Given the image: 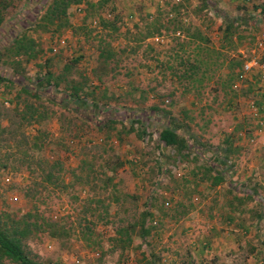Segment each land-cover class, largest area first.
Here are the masks:
<instances>
[{
	"label": "rangeland",
	"instance_id": "obj_1",
	"mask_svg": "<svg viewBox=\"0 0 264 264\" xmlns=\"http://www.w3.org/2000/svg\"><path fill=\"white\" fill-rule=\"evenodd\" d=\"M0 1L10 3L0 32V221L17 219L32 209L33 203L24 195L27 189L31 195L34 191L31 186L39 163L61 162V175L67 183L83 158H94L99 173L104 172L99 165L105 161L113 164L118 157L124 162L114 173L108 190L97 192L105 205H98L94 218L87 216L93 224H88L82 214L80 201L87 193L79 187L64 191L49 188L35 195L39 213L45 218H64L71 236L61 241L46 234L31 237L25 250L33 259L46 264H264V125H257L249 113V104L258 102L259 96L247 84L237 92L228 89L227 70L218 65L209 67L210 79L204 80L199 90L185 92L190 83L173 75L176 69L183 71L179 61L173 59L175 40L163 31L161 37L139 40L145 33L144 26L153 17L162 20L177 0H106L100 7L98 2L103 0H88L98 3V7L83 5L81 11L73 7L69 14L73 30L54 36L32 30L30 18L16 24L21 15L29 14L27 11L41 14L42 5L51 0ZM209 1L220 14L230 17H247L255 13L254 7H264V0ZM190 4L184 21L200 28L212 45L219 47L217 27L221 20L207 11L196 14L193 10L199 5L197 0ZM98 16L115 21L118 29L102 31ZM253 27L241 33L244 39L238 51L229 55L247 53L254 34L264 29V20ZM20 30L34 38L45 55L22 63L14 73L4 50ZM61 39L65 43L58 46ZM102 41L109 42L120 56L100 89L87 96L89 107H93L92 100L101 113L107 107L102 117L87 113L91 110L78 112L63 101L65 83L56 89L38 87L37 80L45 71L57 77L65 65L78 58L67 77L82 84L84 93L89 94L92 80L84 81L83 76L97 66V49ZM52 45L57 49L55 53ZM190 49L182 58L186 59ZM30 104L44 119L40 125L23 126L17 131L16 115ZM153 106L158 111L154 112ZM138 119L142 126L138 123L134 127L139 132L145 129L143 138L126 134ZM173 119L181 132L193 136L188 162H182L158 140L160 131ZM98 122L104 123L103 129ZM19 132L28 139L25 141ZM35 135L39 138L37 148L31 147ZM225 147L230 151V168L225 175L230 178L210 188V183L200 178L207 159L210 163L220 161ZM248 189H255L254 200L241 195ZM114 190L119 191L117 203H113ZM236 197L244 201L240 204ZM145 211L150 213L146 221L149 234L142 240L133 237L123 254L113 250L111 235L120 226L138 222ZM85 226L92 230L89 241L79 239ZM91 242L98 243V247L87 246ZM205 242L207 246H203Z\"/></svg>",
	"mask_w": 264,
	"mask_h": 264
},
{
	"label": "trees",
	"instance_id": "obj_2",
	"mask_svg": "<svg viewBox=\"0 0 264 264\" xmlns=\"http://www.w3.org/2000/svg\"><path fill=\"white\" fill-rule=\"evenodd\" d=\"M104 1L106 0L99 1V4L97 3L98 6L100 7ZM191 1L192 0H177L176 4L164 15L162 20L153 17L152 20L144 26L145 33L139 40L145 41L161 37L162 31L171 36L173 41L175 40L177 50L173 53V59L179 61L177 64L183 68V71L179 73L180 71L176 69V71L173 72V75L179 80L186 81L188 84L190 83L191 86L185 88V92H190L191 89L195 91L196 89L199 90L203 81L210 79L207 75L209 67L215 65L226 68V86L228 89H231L232 92H237L238 90H235L233 85L241 71L243 62L242 54L240 55L238 53L236 56H232L229 55V52L238 51L237 48L241 45V40L244 39L241 35L242 32L253 30V26H255L258 21L264 19V7L261 9L254 7L255 13H250L247 17L240 14L235 17H230L224 13L220 14L217 8L214 7L209 0H197L199 4L198 7L194 10L192 9L196 14L201 11H207L212 14L213 18H219L221 20L217 27L219 47H215L212 45L213 43L210 41L206 33L202 32L198 27H193L190 22L184 21V15L189 12L188 7L191 6ZM9 4L10 3L0 1V32L3 28L5 12L9 7ZM97 4L88 0H51L48 5H42L43 8H41V14L34 15L32 13L33 10H31L32 12L27 11L29 14L27 16L21 15L16 24H20V21H23L24 18H30V22L33 23L32 30H39L42 33L46 32L54 36L62 33L64 30H73V26L69 21L71 8L74 7L75 10L79 9V11H81L83 10V5L89 6L92 9L95 8ZM98 19L99 21L97 24L101 26L102 31L110 32L118 29L115 26V21H104L100 16H98ZM14 22L15 21H12V24H14ZM256 35L257 34L255 33L254 37ZM253 41L254 39H252V42ZM55 42V45H57V41ZM53 47H50L51 50ZM188 48H191L187 53L189 55L184 59L182 58V55L183 53H186V49ZM4 51L10 59V61L7 62L12 66L14 73H18V67L20 68L22 63L32 62L36 59L43 58L45 55V52H42L38 42L26 31L21 30L19 34L12 39L11 44L6 47ZM97 51V66L90 74H84L83 76L84 81H87V79L92 80L90 83L91 91L89 94L84 93L82 84L68 80L67 77L68 72L72 68L71 65H76L79 62L78 58H75L72 62L65 65L63 73L57 77H54L49 71H45V73L41 75V78L37 80L38 87L43 89L46 87L56 89L61 83H65L66 87L64 88V91L66 92L63 93V101L68 105H71V107L78 112L91 110L87 113L102 117L105 114L104 112H106L107 107H103L101 113L100 107L97 108V105L93 100L91 101L93 107H89L87 96L100 89L104 78L112 74L114 66L118 63L120 56L109 42L102 41L99 44ZM219 58H221L220 63H217ZM202 67L204 68L201 71ZM167 68L173 70L172 65H168ZM20 72V74H23L22 70ZM198 74L200 75L198 76ZM0 81H3L1 77ZM246 83H249V81H246L245 84ZM251 84L252 83H249L248 88L251 87L252 89L253 86H251ZM195 85L198 86L196 87ZM23 89L25 92H28L27 87H24ZM252 91L254 94H256V92L258 93V91ZM33 96L36 97L38 94L35 92ZM258 103L259 102H253L254 105H258ZM152 110L154 112L158 111L157 106H153ZM16 116L18 119L16 123L17 131L22 130L23 126L40 125L41 121L44 119V116L39 109L31 104L27 105L25 109L20 111V114H17ZM108 119L113 120L111 118ZM107 122L110 123L111 121ZM175 122L176 121L173 119L166 124V127L160 131L158 140L159 142L164 143L166 148L171 149L175 156L182 162H188V152L193 146V136L189 135V133L187 134V131H185V133L181 132V127ZM138 123L142 126V122L139 119L135 120L130 124L128 130H126V134L135 133L139 138H143V136L146 135L145 129L143 128L139 132L138 129L134 127V124ZM98 125L103 129L104 123L101 124V122H98ZM19 134L25 141L28 139V137L24 135V132H19ZM31 138V147L37 148L35 142L39 139L38 136L35 135ZM118 138L120 139V137ZM26 144H28V142ZM229 152V149L225 147L222 150L221 158H219L220 161H217L216 163H210V160L207 159L208 165L205 166V171L200 180L209 182L210 188L218 187L230 178L225 175L226 171L230 168L228 166ZM95 164L96 160L94 158H91L90 160L87 158L81 159L78 166L70 173L72 181L65 183L64 174L61 175V162L55 160L52 163H39V169L35 171L36 177L31 186L34 191H31V195L30 191L27 189L24 195L25 198L29 199L30 203H33L32 209L17 219L0 221V264H6L7 262L11 264H46L33 259L26 252V241L37 234H46L49 238L55 241L70 238L71 228H67L64 218H56L53 216L45 218L39 213L37 204H35V195H40L41 192L47 191L49 188H51V191H54L55 188L64 191L69 187L73 188L77 186L83 190L85 194L87 193V197L82 199V201L77 197H74V199L81 202L82 214L87 223L93 224V221L87 219V216L89 218H94L97 215L98 205H105L104 200L100 199L96 194L99 191L106 192L108 190L109 186L112 185L114 173L117 169L124 166V162L118 157H116L115 163L113 164L109 161H105L103 164L99 165V168H103L104 172L102 173L95 170ZM44 165L46 167H44ZM2 166L3 168L6 167L5 165ZM164 171L165 168L163 167L162 172ZM99 174L103 175V178H100ZM193 177L196 178V174H193ZM194 180L195 183L196 179ZM230 185H233V187L235 186L231 181ZM197 186L198 185L196 184L194 185L193 191L196 190ZM89 193H92V195H89ZM113 193V203H117L119 191L114 190ZM253 193H255V189H251V192L250 189H248L241 195H245L248 200H254ZM236 200L240 204L244 201L242 197H238ZM107 208L105 207V209ZM149 216L150 213L145 211L139 217L138 222L133 223L132 225L118 227L109 240L114 248L113 250H118L123 254L130 248L133 237L137 236L141 240L144 239L149 234V230L146 228V221ZM91 234V228L85 226L83 231H81L79 239L81 241H89ZM91 243H88L87 246L98 247V243Z\"/></svg>",
	"mask_w": 264,
	"mask_h": 264
},
{
	"label": "built area",
	"instance_id": "obj_3",
	"mask_svg": "<svg viewBox=\"0 0 264 264\" xmlns=\"http://www.w3.org/2000/svg\"><path fill=\"white\" fill-rule=\"evenodd\" d=\"M79 10V9H78ZM96 22H94L95 24ZM64 44V40H58V46H61ZM53 52H56V48L53 47ZM242 67L241 71L237 77V80L235 81L233 88L237 90L238 88H241L242 85L245 84V82L248 80L249 75H254L257 86L255 85L256 91L264 90V31L259 32L252 43V45L249 47L247 53H242ZM255 108L254 104L250 105L251 114L254 118H256L258 112ZM262 119V118H261ZM262 122V121H259ZM263 123H259L260 126H262ZM6 182H9V178H5Z\"/></svg>",
	"mask_w": 264,
	"mask_h": 264
},
{
	"label": "crops",
	"instance_id": "obj_4",
	"mask_svg": "<svg viewBox=\"0 0 264 264\" xmlns=\"http://www.w3.org/2000/svg\"><path fill=\"white\" fill-rule=\"evenodd\" d=\"M262 20H264V19H262ZM262 31H264V29L261 30L260 32H262ZM248 77L249 78H248L247 81H249V83H252L251 86H253L252 88L256 92L255 85L257 86V84H256L255 80H253V78H255L254 75H249ZM249 83H246V84L249 85ZM255 95H258L259 96V101H258L259 103H258V105L256 104L255 105V108H253V109H256L257 112H258V114H257L256 118H254L253 115H251V116L253 117V120H256L255 122H256L257 125L259 123H263L262 125H264V90L258 91V93L256 92ZM250 105L251 104H249V113H251V111H252L250 109ZM259 121H262V122H259ZM252 170H254V169H252ZM203 246H207V243L205 242L203 244Z\"/></svg>",
	"mask_w": 264,
	"mask_h": 264
}]
</instances>
